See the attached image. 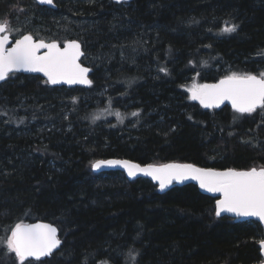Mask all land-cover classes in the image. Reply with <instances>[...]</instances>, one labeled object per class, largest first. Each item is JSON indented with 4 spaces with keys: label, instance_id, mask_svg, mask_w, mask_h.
Masks as SVG:
<instances>
[{
    "label": "trees",
    "instance_id": "trees-1",
    "mask_svg": "<svg viewBox=\"0 0 264 264\" xmlns=\"http://www.w3.org/2000/svg\"><path fill=\"white\" fill-rule=\"evenodd\" d=\"M55 2L52 10L34 0H0V21L21 24L40 40L80 41L92 85L51 88L19 74L0 85V241L18 224L44 221L59 228L64 244L31 264L263 262L261 225L217 218L216 199L198 187L161 195L149 180L95 174L92 164L117 158L264 169V110L212 111L185 91L189 77L218 66L257 69L250 60L263 58L264 0ZM232 25L235 31H224ZM97 90L109 95L99 109L115 102L127 115L141 111L138 123H92L97 106L83 100ZM61 101L69 103L68 115L58 110ZM44 122L52 126L39 132ZM0 264H19L2 243Z\"/></svg>",
    "mask_w": 264,
    "mask_h": 264
},
{
    "label": "snow or ice",
    "instance_id": "snow-or-ice-1",
    "mask_svg": "<svg viewBox=\"0 0 264 264\" xmlns=\"http://www.w3.org/2000/svg\"><path fill=\"white\" fill-rule=\"evenodd\" d=\"M42 4H53V0H39ZM236 25L225 27V32H233ZM11 30L7 22L0 21V81L10 72L25 71L43 72L48 82L55 85L61 82L67 84H91L87 78L89 69L78 62L83 52L79 43L67 42L61 47L58 42L45 43L35 41L30 34L15 40L13 47H8ZM40 49L47 51L40 55ZM166 71V69H161ZM192 99L199 100L205 107L218 106L225 100H230L233 108L240 114H251L257 108L264 110V72L259 76L254 74L238 75L233 73L221 79L218 84L193 87ZM122 120L120 113H115ZM133 116L138 113H132ZM95 116L93 119H99ZM121 165L127 170L129 177L138 173L151 176L159 181L161 190L167 188L173 181L193 179L199 181L201 188L209 192L223 194V199L217 201L215 215L234 213L238 217H258L264 221V169L252 168L246 171L226 170L213 171L197 168L190 164H166L161 166L139 164L128 161H100L93 165L100 168L101 164ZM8 253H14L19 264H25L30 257L39 260L51 255L61 241L57 238V229L49 224L24 226L18 224L11 231L6 241ZM260 246L264 249V240ZM31 264V261H29Z\"/></svg>",
    "mask_w": 264,
    "mask_h": 264
},
{
    "label": "water",
    "instance_id": "water-1",
    "mask_svg": "<svg viewBox=\"0 0 264 264\" xmlns=\"http://www.w3.org/2000/svg\"><path fill=\"white\" fill-rule=\"evenodd\" d=\"M34 1L39 6H41V7H47V8H50L52 10H56L58 8V6H57V4L55 2L56 0H53V4H51V5L42 4V3L39 2V0H34ZM111 1L113 3H115V4L121 5V4H130L134 0H111ZM27 34H29V33H27ZM30 35H32V34H30ZM20 38H22V37H20ZM20 38H18V39H20ZM33 38L37 42H39V41H44L45 43L58 42V41L40 40V39H36L34 36H33ZM15 40H17V39H13L12 36H11V34H10V42L8 44V47H13L14 46V43H15ZM72 41H75V42H77V43L80 44V46H81L80 50L83 52V55L80 57V59H79L78 62L81 64L82 67H85V68L89 69L88 74H87V78L92 81V75H93V72H94L93 69L90 68V67H88V66H86V65H84L83 62H82L83 59H84V57H85V52H84V49H83V44L80 41H78V40H68L64 44H61L60 43V45H61V47H65L66 44H67V42H72ZM46 51H47V49H40V52L38 54L43 55ZM12 74H19V75H25V76H39V77L43 78L45 81H47V83L49 84V86L51 88H72V89H74V88H83V89H88L92 85V83L91 84H79V83H77V84H67L65 82H61V83H58V84L53 85L50 82H48V77L43 72L25 71L23 69H21L19 71L10 72L8 74V76L4 80L0 81V85H2L3 83H5L8 80V77L10 75H12ZM219 81H217V82H210L207 85L218 84ZM206 108L209 109V110H212V111H221L224 108H229V109H231L233 111H236L233 108L232 103H231L230 100H225L223 103L219 104L218 106L206 107ZM257 109H259V108H257ZM109 160L128 161L130 163L139 164V163L134 162V161L129 160V159H117V158L103 159V160H98V161H96V162H94L92 164V171L95 174H104V173H109V172H121V173H123L125 175L126 179L128 181H130V182H134V181H137L139 179L149 180L154 185H156L158 187V192L161 195L168 193L174 187H184V186H187V185H194V186L198 187V189L200 190V192L202 194H204L206 196H209L211 198L216 199V204H217V201L218 200L223 199V194L222 193H219V192H209L206 189L200 187L199 181L193 180V179H186V180H184L182 182H180V181H173L167 188L161 190L160 187H159V181L154 180L151 176H147V175H145L143 173H138L135 177H129L128 174H127V170L123 166H121V165H108V164L105 163V164H101L100 168L93 167V165L96 164L97 162H100V161H109ZM166 164H190V165H193V166H195L197 168L206 169V170L226 171V170H218V169H213V168L201 167V166L195 165L193 163H187V162H185V163H182V162H171V163H166ZM166 164H162V165H166ZM139 165L141 167H146L148 165H154V164H147V165H141V164H139ZM154 166H161V165H154ZM229 170H233V169H229ZM236 171H246V170H236ZM225 217L234 219L238 223L239 222L256 221L264 229V221L259 220L258 217H238L234 213H221V215L219 217H217V218H225ZM37 224H49V225H52L53 227H55L57 229V238L61 241L60 245L57 248L53 249L51 255L46 256V257H41L39 260L50 259L54 254H56L57 252H59L61 250V248H62V246L64 244L63 239L61 238L60 230H59V228L56 225H54L52 223H49V222H44V221H34V222H31V223H23L21 225H24V226H30V225H32V226H34V225H37ZM259 246H260V244H259ZM260 250H261V255H262V258H263V262H261L259 264H264V249H262L261 246H260ZM28 261H37V260L35 258L30 257Z\"/></svg>",
    "mask_w": 264,
    "mask_h": 264
},
{
    "label": "rangeland",
    "instance_id": "rangeland-1",
    "mask_svg": "<svg viewBox=\"0 0 264 264\" xmlns=\"http://www.w3.org/2000/svg\"><path fill=\"white\" fill-rule=\"evenodd\" d=\"M80 1H85V2H89L91 0H80ZM10 30H11V35L13 36V38H20L22 37L23 35L27 34L28 32H25L23 31L22 29V25L19 24L18 26H15V27H10ZM30 34V33H29ZM263 56L262 60H257V59H251L250 61H256L258 62L256 67L257 69L253 70V71H248L246 69H243V70H237V71H234L232 70L230 67H226L224 69H222L220 66L218 67H215L214 69V72L210 73V74H206V75H203L202 73H198L197 75H192L191 77H189V80L188 82L186 83L185 85V91H186V94H187V97L190 101H198L200 102L199 100H194L192 99V91L191 89H193V87H199L201 85H207L209 82H208V78H215V79H218V80H221V79H224L225 77L229 76V75H232L233 73L235 74H238V75H243V74H254V75H257L259 76L260 73L264 72V52L263 54L261 55ZM262 61L263 63L261 64ZM109 96L108 95V90H103V91H94L92 93H89L88 95H85L84 97V104L86 105V107H90L91 105H94L95 104V107L101 105L104 101H107L106 97ZM37 101H35L36 103ZM33 103V104H35ZM109 103L108 105L110 107L106 108V107H102L99 109V107L95 110H92V113H91V117H90V120H92V123L94 124H99V125H104L106 123H108L110 120H112V118H116L118 123L117 124H125L127 122L128 119L131 120V123L132 125H136V123H138L137 121L142 117V112L141 111H133L131 112L129 115L125 114V112H121V111H118V110H115L113 109V107L115 106V102L112 103V102H107ZM114 105V106H113ZM70 105L69 103H67L66 101H61L60 102V105H59V108L58 110L62 113H65L66 115H68L70 113V111L72 109H70ZM98 109V110H97ZM115 113H120L121 117H122V120L119 119L117 117V115H115ZM132 113H138V115H135L133 116ZM154 114V113H153ZM151 114L149 113V116ZM95 116H99L100 118L99 119H93ZM161 121V120H160ZM34 122H30L29 124H31ZM49 126H52V123H47V122H44L42 125L36 127V129L39 131V132H42V130L48 128ZM126 258L129 260L130 259H133V257L130 255V254H127L126 255ZM99 264H105L103 262L99 263Z\"/></svg>",
    "mask_w": 264,
    "mask_h": 264
},
{
    "label": "flooded vegetation",
    "instance_id": "flooded-vegetation-1",
    "mask_svg": "<svg viewBox=\"0 0 264 264\" xmlns=\"http://www.w3.org/2000/svg\"><path fill=\"white\" fill-rule=\"evenodd\" d=\"M122 5V4H121ZM125 5V4H124Z\"/></svg>",
    "mask_w": 264,
    "mask_h": 264
}]
</instances>
